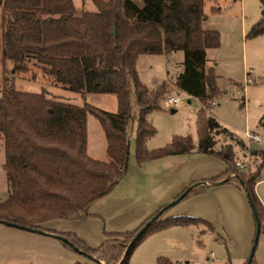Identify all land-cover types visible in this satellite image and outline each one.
I'll list each match as a JSON object with an SVG mask.
<instances>
[{"label": "trees", "instance_id": "1", "mask_svg": "<svg viewBox=\"0 0 264 264\" xmlns=\"http://www.w3.org/2000/svg\"><path fill=\"white\" fill-rule=\"evenodd\" d=\"M92 2L95 10L88 11L76 10L72 0H0V52L3 59L12 62L13 70L25 71L30 63L52 83L82 97L98 92L113 93L116 99L115 111H109L86 101L72 103L43 89L18 90L11 84L0 88V167L7 193L0 200V221L52 231L42 228L41 223L85 216L89 203L109 192L125 174L128 125L134 122L138 163L193 148L220 157L226 167L209 181L234 171L226 181L242 188L256 210L259 230L264 229V207L254 190L259 170L242 174L234 164L231 144H215L214 136L219 133L237 138L207 111L211 104L208 94L217 93V74L213 66L205 67L206 51L219 45V32L202 26L203 0ZM258 3L259 17L244 37L264 33V0ZM176 50L183 53V69L172 84L176 90L197 97L202 105L196 115V140L174 135L165 145L147 149L145 141L154 133L147 114L160 108L168 82L147 88L138 78L136 60L140 54L167 55ZM87 113L98 120L103 131L104 160L86 153ZM258 124L264 133V109ZM203 181L192 184L180 198L202 190L207 186L200 183ZM161 213L134 239L135 231L152 214L133 230L105 232L96 247L86 245L72 231L56 233L71 244L61 240L63 243L76 246L93 262L74 264H128L132 249L151 229L199 220L190 216L161 219ZM249 264H254L252 257Z\"/></svg>", "mask_w": 264, "mask_h": 264}, {"label": "rangeland", "instance_id": "2", "mask_svg": "<svg viewBox=\"0 0 264 264\" xmlns=\"http://www.w3.org/2000/svg\"><path fill=\"white\" fill-rule=\"evenodd\" d=\"M72 2L76 10H95L92 0ZM242 2L246 32L259 17V3L258 0ZM210 6H219V12L213 13ZM238 8L239 0H203L202 9L207 19L202 26L208 24L211 28L221 27L224 31L222 23L239 17ZM261 36L245 37V50L238 40L231 46L222 43L217 49H208L205 65H213L217 74V93L208 94L207 99L211 104L207 111L237 138L231 139L219 133L214 136L215 144H231L233 160L242 163L239 170L242 174L259 170V180L254 190L264 207V147L245 135L248 130L261 136L263 133L258 124L264 109V37ZM182 59V51L176 50L167 55L140 54L136 60L138 78L147 88L153 89L163 81L168 82L167 90L159 101L160 108L147 114L154 128V133L145 141L147 149L165 145L174 135H189L193 142L196 140L195 121L202 108L201 102L197 97L176 90L172 84L176 74L183 69ZM10 84L18 90L39 92L43 89L48 95L75 104L86 101L109 111L116 109L113 93L89 92L82 97L77 92L52 83L37 66L30 63L25 71L13 70L12 62L3 59L0 52V88ZM168 95L178 96L179 101L175 106L165 102ZM171 108L174 110L171 111ZM85 127L86 153L92 158L106 159L103 131L98 120L90 113L85 116ZM128 135L126 172L115 186L91 201L83 218H52L42 222L41 227L54 233L72 231L86 245L96 247L104 239L105 232L133 230L146 217L170 203L159 218L190 216L199 220L151 229L132 249L128 264H242L249 253L254 234L251 208L242 188L232 180L207 183L202 190L190 191L173 202L186 187L209 180L224 170L226 162L214 154L193 148L185 153L168 154L138 163L134 157V122L128 125ZM1 151L0 138V155ZM1 172L0 200H3L7 193ZM234 174L233 171L227 176ZM76 262L93 263L87 255L75 251L59 238L0 222V264ZM252 262L264 264L262 228L255 242Z\"/></svg>", "mask_w": 264, "mask_h": 264}, {"label": "crops", "instance_id": "3", "mask_svg": "<svg viewBox=\"0 0 264 264\" xmlns=\"http://www.w3.org/2000/svg\"><path fill=\"white\" fill-rule=\"evenodd\" d=\"M211 7V11L213 12V13H218L219 12V6L217 7V10H215L213 7L214 6H210ZM242 11H243V2H242V0H239V8H238V12H239V17H235V20L233 21H231V20H229V21H226V22H223L222 23V26L224 27V31H223V29H221V27H217L216 25V27H217V30H218V32H219V45L216 47V49L218 48V47H220V45L223 43V44H226L227 46L228 45H232L233 44V42H235L236 40H238L239 42H240V44H241V46H242V49H244L245 50V37H244V33H245V29H246V24H245V21L243 20V18H242ZM204 12V11H203ZM205 13V12H204ZM206 19H207V16H206V14H205V17H204V19H203V21H202V25H203V23H205L206 22ZM204 27H205V25H204ZM213 27V26H212ZM205 28H211V27H209L208 26V24H206V27ZM259 35H262L261 37H264V33H261V34H259ZM264 39V38H263ZM259 50H261L260 48H259ZM264 49H262V51H263ZM243 54H244V52H243ZM164 55V54H163ZM245 55V54H244ZM207 58H208V56H207V54H206V59H205V61H207ZM209 62V61H208ZM209 66H213V65H211V64H209L208 63V65L206 66L205 65V67H209ZM213 68H214V66H213ZM89 92H87V93H85L84 94V96L85 95H87ZM81 96V95H80ZM83 96V97H84ZM252 132H255V131H252ZM257 133V132H256ZM262 136H264V133H262ZM2 160H3V152L1 151V155H0V164H1V162H2ZM0 171H2L1 173H3V170L1 169V167H0ZM262 178H264V177H262ZM259 180V179H258ZM257 180V181H258ZM3 183H4V186H5V188H6V183H5V177H4V173H3ZM208 179H205L204 180V182H206V184L208 183ZM256 181V182H257ZM83 218V217H82ZM77 220V219H76Z\"/></svg>", "mask_w": 264, "mask_h": 264}, {"label": "water", "instance_id": "4", "mask_svg": "<svg viewBox=\"0 0 264 264\" xmlns=\"http://www.w3.org/2000/svg\"><path fill=\"white\" fill-rule=\"evenodd\" d=\"M174 109L171 108V111H173ZM229 177L228 176H225L219 180H215V181H208V183H212V184H216V183H220V182H223V181H226ZM201 183V182H200ZM202 183H205L206 182H202ZM191 187L188 186L185 188V190H183V192H181V194H179L176 198H174L173 202L177 201L184 193L187 189H189ZM248 202H249V205H250V208H251V212H252V217H253V220H254V234H253V238H252V242H251V246H250V250H249V253L245 259V264H249L250 261H251V257L253 255V251H254V246H255V242H256V239H257V236H258V233H259V220H258V217H257V214H256V210L255 208L253 207V204L251 203V201L248 199ZM172 203V202H171ZM170 204V203H169ZM169 204H166L165 206H163L162 208H159L156 212H154L147 220L144 221V223L135 231L134 233V236L131 238V239H134L136 236H138L143 229H145V227L153 220L157 217V215L163 211V209L168 206ZM0 222L4 223V224H7V225H12V226H16V227H21V228H25L27 230H32V231H36V232H39V233H44V234H49L55 238H59L60 240H63V241H66L68 244H71L67 238L65 236H62L58 233H54V232H48V231H44L42 229H39V228H32V227H27V226H23L21 224H18V223H15V222H12V221H7V220H1ZM72 248L75 250V251H79L81 252L76 246L72 245Z\"/></svg>", "mask_w": 264, "mask_h": 264}, {"label": "built area", "instance_id": "5", "mask_svg": "<svg viewBox=\"0 0 264 264\" xmlns=\"http://www.w3.org/2000/svg\"><path fill=\"white\" fill-rule=\"evenodd\" d=\"M248 73H246V76H245V82L248 81V77H247ZM179 101V98L178 96H175V95H168L165 97V102L168 104V105H171V106H175ZM245 135L248 139L250 140H253V141H256V142H259L263 145L264 147V136H261L259 133H256V132H252V131H245ZM234 164L236 165V167L238 169H241L242 167V163H240L239 160H235L234 161Z\"/></svg>", "mask_w": 264, "mask_h": 264}]
</instances>
